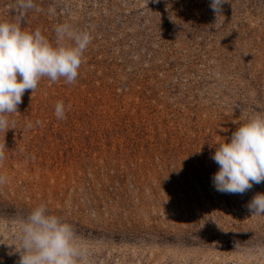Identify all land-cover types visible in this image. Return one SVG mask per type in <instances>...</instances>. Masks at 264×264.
Listing matches in <instances>:
<instances>
[{
	"label": "rangeland",
	"instance_id": "obj_1",
	"mask_svg": "<svg viewBox=\"0 0 264 264\" xmlns=\"http://www.w3.org/2000/svg\"><path fill=\"white\" fill-rule=\"evenodd\" d=\"M34 3L23 30L55 44L69 23L92 41L75 83L42 78L0 132V264H19L18 221L41 203L74 226L90 264H264V215L247 207L264 183L218 192L211 158L264 114V0L217 15L211 0ZM19 14L0 0V21Z\"/></svg>",
	"mask_w": 264,
	"mask_h": 264
},
{
	"label": "clouds",
	"instance_id": "obj_2",
	"mask_svg": "<svg viewBox=\"0 0 264 264\" xmlns=\"http://www.w3.org/2000/svg\"><path fill=\"white\" fill-rule=\"evenodd\" d=\"M227 0H211L210 8L217 15ZM19 11L16 22L0 21V132L12 129L9 116L17 113L27 91L32 93L47 77L51 83L61 78L67 84L76 82L84 52L92 41L87 30H76L69 23L55 27V44L41 30L22 29L24 14L31 9L41 11L34 0H16ZM54 12V9H49ZM19 77V79H18ZM71 105L67 106V110ZM66 106L55 105L57 119H65ZM37 125L40 121L35 122ZM33 127L31 123L27 125ZM6 146L0 144V165L6 158ZM212 160L219 166L212 182L216 191L243 195L254 184L264 183V114L249 117L239 125L230 142L218 145ZM7 183L0 174V186ZM252 215H264V193L256 194L247 205ZM19 264H90L87 246L72 224L50 214L41 203L18 221ZM264 256V246L259 247Z\"/></svg>",
	"mask_w": 264,
	"mask_h": 264
}]
</instances>
